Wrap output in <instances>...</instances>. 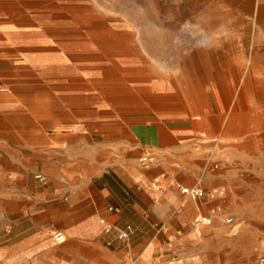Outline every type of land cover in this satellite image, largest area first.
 Here are the masks:
<instances>
[{
	"label": "crops",
	"instance_id": "0c3cea01",
	"mask_svg": "<svg viewBox=\"0 0 264 264\" xmlns=\"http://www.w3.org/2000/svg\"><path fill=\"white\" fill-rule=\"evenodd\" d=\"M4 12L0 5V204L23 211L11 190L29 188L31 173L47 176L44 184L33 179V243L13 264H192L182 260L181 252L203 237L205 229L197 226L201 217L212 223L211 200L182 195L178 186H199L208 195L236 185L217 177L201 182L197 176L204 154L240 174L258 168L264 149V69L245 68L243 56L212 54L192 81L195 95L186 102L192 115L178 131L166 130L163 137L149 125L146 134L140 133L115 118L103 128L97 116L103 109L96 100L103 85L99 67L88 75L93 78L91 102L83 62L67 69L60 56L39 60L42 74L52 68L49 98L40 99L33 64L8 52L17 51L22 41L7 32ZM87 108L93 117L87 118ZM105 137L108 143L102 142ZM146 138L154 144L144 145ZM197 145L205 150L197 152ZM148 147L152 152L142 153ZM147 153L158 161L142 165L139 156ZM157 176L160 191L154 186ZM111 205L119 212L109 211ZM102 219L118 228L131 224L129 239L118 240L116 230L105 233ZM56 231L66 234L64 243L54 241Z\"/></svg>",
	"mask_w": 264,
	"mask_h": 264
},
{
	"label": "rangeland",
	"instance_id": "374dc122",
	"mask_svg": "<svg viewBox=\"0 0 264 264\" xmlns=\"http://www.w3.org/2000/svg\"><path fill=\"white\" fill-rule=\"evenodd\" d=\"M0 5L5 9L7 32L22 41L16 44L17 51L8 52L33 64V86L40 99L49 98L47 79H51L52 68L42 74L36 66L39 60L60 56L67 69H76L83 62L86 100L91 102L95 98L88 83L93 78L88 75L93 74L94 65L99 67L103 85L96 100H101L103 109L99 108L97 116L103 128L115 118L140 133L146 134L149 125L163 137L166 130L178 131L192 115L186 103L195 95L192 81L197 71L206 69L207 56L212 54L215 58L223 53L243 56L245 68L264 69V0H0ZM207 49V55L200 56ZM93 114L87 108V118ZM88 131L99 138L93 129ZM108 141L109 137L102 140ZM143 142L154 144L149 138ZM193 149L205 150L201 145ZM144 152L152 150L148 147ZM258 158L257 169L240 174L221 159L204 154L197 176L201 182L217 177L236 185L204 193L202 197L211 200L207 207L212 223L197 222L205 233L187 253L181 252L182 260L191 259L192 264H261L264 149ZM216 162L219 167L211 170ZM33 179L44 184L47 176L39 180L31 173L29 188L11 190L23 203V211L0 204V264H13L21 249L33 243ZM226 216H234V221L225 223Z\"/></svg>",
	"mask_w": 264,
	"mask_h": 264
},
{
	"label": "built area",
	"instance_id": "2783aa9c",
	"mask_svg": "<svg viewBox=\"0 0 264 264\" xmlns=\"http://www.w3.org/2000/svg\"><path fill=\"white\" fill-rule=\"evenodd\" d=\"M2 90H4V89H2ZM138 161L142 165H152L156 162V156L152 153L143 154V155L139 156ZM218 167H219V163L216 162L211 166V170L217 169ZM205 170H209V168H205ZM35 178H37L39 180H45V176L41 173H36ZM160 182H161V178H160V176H157L154 180V186L156 187V189L158 191H160L162 189ZM171 184L178 186L177 182L175 180H171ZM178 188H179L180 194L188 195V196L193 197V198H200L205 193L204 189L199 187V186H192V187L178 186ZM108 209H109V211H111L113 213L119 212V208L116 206L111 205V206H109ZM233 220H234L233 216H228L227 218H225L226 223H231V222H233ZM101 221L103 223L105 233L110 234L116 230L117 231V239L120 241L128 240L132 231H133V227L131 224H127L124 228H118L114 223L109 222L105 219H102ZM197 222H198V224H200L202 222L206 224L209 222V219L203 218V220L199 219ZM52 236H53L54 241L57 244H62L67 240L66 234L62 231H56L53 233ZM107 244L111 245L112 242L109 241V242H107ZM259 262L261 264H264V253L260 256Z\"/></svg>",
	"mask_w": 264,
	"mask_h": 264
},
{
	"label": "bare ground",
	"instance_id": "6f19581e",
	"mask_svg": "<svg viewBox=\"0 0 264 264\" xmlns=\"http://www.w3.org/2000/svg\"><path fill=\"white\" fill-rule=\"evenodd\" d=\"M62 20V19H61ZM114 21V20H113ZM94 22V21H93ZM115 22V21H114ZM55 25V24H54ZM99 25H97V27H98ZM102 26V25H101ZM108 26V25H107ZM118 26V25H117ZM93 27H95V26H93ZM91 28V27H90ZM119 35V34H118ZM208 42V41H207ZM81 46V45H80ZM39 68V67H38ZM46 68V67H45ZM43 69V68H42ZM48 69H49V67H48ZM39 71H41V70H39ZM189 106V105H188Z\"/></svg>",
	"mask_w": 264,
	"mask_h": 264
}]
</instances>
